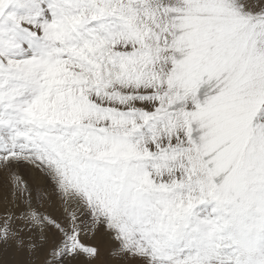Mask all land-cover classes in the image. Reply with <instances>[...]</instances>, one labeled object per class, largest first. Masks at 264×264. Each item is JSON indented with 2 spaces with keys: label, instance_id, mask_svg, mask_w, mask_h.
<instances>
[{
  "label": "snow or ice",
  "instance_id": "snow-or-ice-1",
  "mask_svg": "<svg viewBox=\"0 0 264 264\" xmlns=\"http://www.w3.org/2000/svg\"><path fill=\"white\" fill-rule=\"evenodd\" d=\"M0 264H264V0H0Z\"/></svg>",
  "mask_w": 264,
  "mask_h": 264
}]
</instances>
